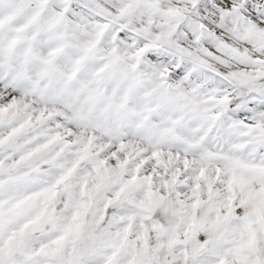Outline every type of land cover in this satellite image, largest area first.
<instances>
[{"label": "snow or ice", "instance_id": "1", "mask_svg": "<svg viewBox=\"0 0 264 264\" xmlns=\"http://www.w3.org/2000/svg\"><path fill=\"white\" fill-rule=\"evenodd\" d=\"M0 264H264V0H0Z\"/></svg>", "mask_w": 264, "mask_h": 264}]
</instances>
